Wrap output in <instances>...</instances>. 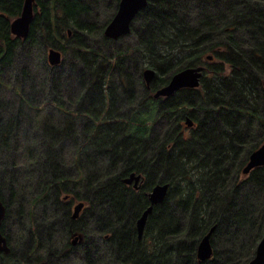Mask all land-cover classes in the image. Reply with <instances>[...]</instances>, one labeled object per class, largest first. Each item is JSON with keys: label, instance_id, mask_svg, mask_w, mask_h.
<instances>
[{"label": "trees", "instance_id": "trees-1", "mask_svg": "<svg viewBox=\"0 0 264 264\" xmlns=\"http://www.w3.org/2000/svg\"><path fill=\"white\" fill-rule=\"evenodd\" d=\"M119 2L34 0L22 38L11 22L25 0H0V196L11 248L0 264H247L264 234V165L242 173L264 142V0H148L115 40L104 29ZM51 46L59 64L48 61ZM199 64L198 87L153 96ZM132 171L144 176L139 189L123 182ZM161 182L168 194L138 238L146 191ZM75 199L85 201L77 218ZM213 225V256L200 261Z\"/></svg>", "mask_w": 264, "mask_h": 264}, {"label": "water", "instance_id": "water-1", "mask_svg": "<svg viewBox=\"0 0 264 264\" xmlns=\"http://www.w3.org/2000/svg\"><path fill=\"white\" fill-rule=\"evenodd\" d=\"M34 0H25L23 10L19 16L14 18L11 22V31L19 37H27L31 28V22L34 17L33 10ZM148 3V0H120L118 9L108 22L104 29V34L112 39H119L121 36L131 32V25L138 12L141 11ZM69 35L72 31L68 30ZM61 49L51 46L47 50V57L50 64H59L62 61ZM209 59L213 58V54L208 55ZM205 69L204 64L195 66H187L176 71L169 79V81L157 88L153 92L155 98L167 97L173 95L177 90L184 87H198L201 83V77ZM144 79L147 85H150L156 75V69L147 67L143 70ZM188 126H193L194 120L188 116L185 120ZM264 165V142L256 147L249 154L248 159L242 169L243 174H248L252 169L257 166ZM144 176L142 173L132 171L123 177V182L126 184H133L134 188L139 189ZM170 187L169 182L156 183L149 191V205L142 211L136 220V229L138 238H142L149 214L153 211L156 204L163 202L168 194ZM68 196L65 195L66 199ZM85 206L84 200H79L72 205V217L77 218L83 207ZM6 215V205L0 196V253L8 254L10 252V245L7 236L2 231L3 219ZM216 225H213L207 233H205L199 240L197 246V257L200 261L209 259L213 256V246L211 235ZM82 237L76 234L72 238V243L76 244ZM247 264H264V234L259 240L254 256L248 261Z\"/></svg>", "mask_w": 264, "mask_h": 264}, {"label": "rangeland", "instance_id": "rangeland-1", "mask_svg": "<svg viewBox=\"0 0 264 264\" xmlns=\"http://www.w3.org/2000/svg\"><path fill=\"white\" fill-rule=\"evenodd\" d=\"M77 201H79V200H77V199H75L74 200V202H73V204L75 203V202H77ZM9 220H10V225H12L13 226V224H14V221H15V217H14V215H12L11 217H9ZM77 233H73L71 236H72V238L76 235ZM80 236L82 237V235L80 234ZM9 242V241H8Z\"/></svg>", "mask_w": 264, "mask_h": 264}, {"label": "flooded vegetation", "instance_id": "flooded-vegetation-1", "mask_svg": "<svg viewBox=\"0 0 264 264\" xmlns=\"http://www.w3.org/2000/svg\"><path fill=\"white\" fill-rule=\"evenodd\" d=\"M158 98H160V97H158ZM186 126H188V125L186 124ZM188 127H192V126H188ZM129 185L133 186V184H129ZM133 187H134V186H133ZM152 187H153V186H152ZM152 187H151V189H152ZM151 189H149L148 191H146V195H147L148 202H147V205L145 206V208H146V207L149 205V203H150L148 193H149V191H150ZM2 254H3V252L0 253V257L2 256Z\"/></svg>", "mask_w": 264, "mask_h": 264}]
</instances>
